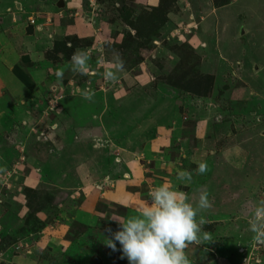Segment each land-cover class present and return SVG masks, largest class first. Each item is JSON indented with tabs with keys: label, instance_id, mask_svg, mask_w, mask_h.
<instances>
[{
	"label": "rangeland",
	"instance_id": "374dc122",
	"mask_svg": "<svg viewBox=\"0 0 264 264\" xmlns=\"http://www.w3.org/2000/svg\"><path fill=\"white\" fill-rule=\"evenodd\" d=\"M151 2L82 1L89 36L55 39L32 63L42 85L0 123V264H128L107 246L111 218L137 215L161 184L193 203L208 192L190 264H264V225L252 229L264 202V0ZM117 56L123 71L108 81ZM200 124L220 152L243 156L218 184L194 183Z\"/></svg>",
	"mask_w": 264,
	"mask_h": 264
},
{
	"label": "crops",
	"instance_id": "0c3cea01",
	"mask_svg": "<svg viewBox=\"0 0 264 264\" xmlns=\"http://www.w3.org/2000/svg\"><path fill=\"white\" fill-rule=\"evenodd\" d=\"M82 1L0 0V100L5 97L8 102L5 108L0 109V123L3 120L17 121L21 116L19 107L31 101L33 87L42 85L45 69L32 63L45 62L44 59L40 60L42 53L53 47L55 39L69 35L89 36L90 25L82 17ZM151 1V5L156 2ZM29 17L35 19V24L28 22ZM198 131L199 134L194 135L196 170L199 163H205L207 171L200 175L195 170L197 180L194 183L218 184L221 176L232 177V168L238 161L242 163V154L238 158L235 149L230 153L220 152L215 147L226 146L221 142L219 146L217 139L203 137L201 128ZM185 147H189V143L186 142ZM229 147L239 146L235 144ZM75 218L83 220L79 211Z\"/></svg>",
	"mask_w": 264,
	"mask_h": 264
},
{
	"label": "clouds",
	"instance_id": "9594fccd",
	"mask_svg": "<svg viewBox=\"0 0 264 264\" xmlns=\"http://www.w3.org/2000/svg\"><path fill=\"white\" fill-rule=\"evenodd\" d=\"M88 60L87 52L75 51L70 58L72 71L81 75L87 73ZM121 71L123 61L117 56L104 77L108 81H115L117 73ZM56 75L62 77L63 73L57 72ZM82 95L84 99L91 100L93 93L86 90ZM196 171L203 175L207 165L199 163ZM177 180L191 183L192 174L179 172ZM210 207L207 191L200 192L193 203L185 192L161 184L154 188L147 200L138 205L137 215L124 217L113 214L111 220L118 225V230L108 229L110 238L107 239V246L113 252L119 251L121 258H126L128 264H190L185 249L189 244L199 242L205 220L198 217L201 211ZM252 217V229L258 231L264 225V202L253 208ZM259 235L264 237V231H260ZM203 238L208 237L205 235Z\"/></svg>",
	"mask_w": 264,
	"mask_h": 264
},
{
	"label": "built area",
	"instance_id": "2783aa9c",
	"mask_svg": "<svg viewBox=\"0 0 264 264\" xmlns=\"http://www.w3.org/2000/svg\"><path fill=\"white\" fill-rule=\"evenodd\" d=\"M28 22H29L30 24H35V19H34L33 17H29V18H28Z\"/></svg>",
	"mask_w": 264,
	"mask_h": 264
}]
</instances>
